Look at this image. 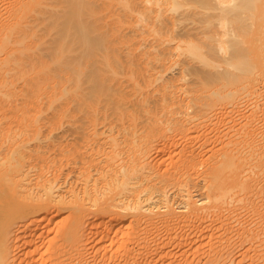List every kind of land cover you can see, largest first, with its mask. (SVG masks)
Returning a JSON list of instances; mask_svg holds the SVG:
<instances>
[{"label": "bare ground", "instance_id": "bare-ground-1", "mask_svg": "<svg viewBox=\"0 0 264 264\" xmlns=\"http://www.w3.org/2000/svg\"><path fill=\"white\" fill-rule=\"evenodd\" d=\"M197 117L204 128L214 117L222 127L238 122L245 133L234 139L215 135L223 145L203 163L204 177L197 172L196 151L181 152L171 168L185 175L177 178L185 177L181 182L188 188L184 205L178 209L168 201V209L158 212V202L146 197L152 179H174L180 170L162 173L153 164L152 144L172 133L188 136L198 124L202 128ZM111 118L119 119L124 130L128 120L137 123V135L114 133L110 150L94 149L105 135L98 124ZM205 180L208 196L198 202L188 185ZM237 191L251 197L247 206L244 194L238 202L246 200L247 212L256 213L259 223L248 239L238 233L254 243L244 253L254 249L250 264H264V0H0V264H99L97 259L160 264L175 248L212 241L224 232L228 222L224 228L220 221L221 226L213 222L212 230L192 235L197 227L191 219L202 221L209 209L220 220L221 210L232 211ZM179 211L187 215L185 223ZM94 213L109 217L111 225L130 217L133 226L146 223V230H164L158 225L170 222L181 227L182 221L187 231L176 235L177 227L166 225L165 231L174 227L175 235L165 237L166 232L161 238L150 228L161 236L155 241L150 233L141 237L144 229L135 226V236L124 232L127 243H121L123 238L119 243L124 252L136 236L138 243L150 238L140 245H145L140 257L112 253L110 246V253L93 254L85 228ZM105 220L101 225L109 231ZM215 245L208 244L205 264H231L230 252L237 249ZM189 250L183 251L186 257ZM188 260L181 263L193 264Z\"/></svg>", "mask_w": 264, "mask_h": 264}, {"label": "rangeland", "instance_id": "rangeland-1", "mask_svg": "<svg viewBox=\"0 0 264 264\" xmlns=\"http://www.w3.org/2000/svg\"><path fill=\"white\" fill-rule=\"evenodd\" d=\"M213 118V117H212ZM210 119V118H209ZM208 119V120H209ZM214 119V120H213ZM213 119H211L213 122L215 121V117L213 118ZM206 120V122L207 123H205V124H212L211 123V120ZM202 121V118H200V117H197V119L195 120V122L196 123H200ZM216 123H217V119H216V121H215ZM127 125H128V127H127V129L126 130H124L123 129V127H121V124H122V122L119 120V119H117V118H111V119H109L108 121H106L105 123H103V124H101V123H99L98 124V126H97V128H99L101 131H103V132H105V135L102 137V139H101V141H99V142H97V143H94V145H93V147H94V149H95V147L96 148H100L101 150H103V149H107V150H110L111 149V145H108V139H109V137H111V135L112 134H114V133H118V132H122V131H129L130 133H136V135H137V123H134L132 120H128L127 122ZM228 124L226 125V123L224 124V126L222 127V125H223V122L222 123H217L216 125L218 126L219 125V128L215 125V123H213L211 126L210 125H208L207 127L209 128H207V127H205L204 128V126H203V124H202V122L200 123V124H202L201 125V127L202 128H200L199 127V124H198V127H197V125L195 126V128L199 131V132H197L196 131V129L194 128L192 131L194 132L193 134H192V131H190L191 133H189V135L188 136H182L181 134H179V133H172V134H170L169 136H165V137H161V138H159V139H157V144H155V143H153L152 144V148H151V154L153 155L152 157H153V164H155L156 166H158V169H160V171L163 173V172H165L166 171V174H169V175H167V176H170V173H171V175H172V172L174 173L175 172V170L174 169H172V168H175V164H176V162H178L177 160L181 157V152L183 153V156L186 154V151H188L187 152V154L188 153H191V151H193V153H194V151H196V155L195 154H193V158H194V160H196V162H197V164L199 165H197V168H199V169H197V172H201L202 174H201V177H204V175L206 176V172H205V170H206V166L207 165H204V164H207L208 162L207 161H209V160H212V159H214L215 158V155L219 152V150H220V148H222L221 146L223 145V142H216V138H215V135H216V137H217V134L218 133H221V134H223L224 135V137L225 138H230V137H232L233 139L234 138H236L237 136H239L240 134H243V133H245V128H243L238 122L237 123H234V122H227ZM195 125V124H194ZM91 127L93 128L94 126H93V123H91ZM220 127H222V128H220ZM212 128V130L211 131H207V129L208 130H210ZM205 131H204V130ZM200 130L203 132V133H201L200 134ZM197 133H196V132ZM208 133H207V132ZM205 133H207V134H205ZM191 134V135H190ZM202 134H204V136L205 135H209V136H207V137H202V136H197V135H202ZM195 135V136H194ZM199 137V138H198ZM220 143V144H219ZM162 144H168V146H166V147H163L162 146ZM169 144H170V146H169ZM195 150H194V149ZM199 149V150H198ZM190 150V151H189ZM204 152L203 154H202V156H200V155H198V154H201V152L202 151ZM200 153H199V152ZM180 153V154H179ZM185 153V154H184ZM198 153V154H197ZM186 154V155H187ZM199 156V157H198ZM195 157H197V159L195 158ZM193 160V161H194ZM206 160V161H205ZM176 161V162H175ZM201 161V162H200ZM205 161V162H204ZM175 162V163H174ZM207 162V163H206ZM174 163V165H173V167H172V164ZM204 163V164H203ZM172 167V168H171ZM171 169V170H170ZM164 170V171H163ZM179 170H180V172H179ZM168 171L170 172V173H168ZM176 172H179L180 174L177 176V175H175L174 176V179H172L173 177L171 176V178L169 177H166V176H163V177H156V178H154V179H152L153 181L151 182L153 185V187H151L150 188V191H151V194H146V197H150L151 198V200H153L154 202H158V206L160 205H162V207H158V212L160 211V210H162V211H160V212H162L163 213V211H164V207H166V206H168V201H169V203H171V205H173L174 204V207H177L178 205H179V207H178V209H181V207L184 205V204H180V202H182V201H184V198H183V195L185 194V191L188 189V188H185V187H183V182H181V180L182 181H184L183 179L185 178H183V179H177V178H179V176L181 175V172H182V174H183V171L181 170V169H178V170H176ZM165 174V173H164ZM182 177L183 176H185V175H181ZM181 177V178H182ZM207 180H205L204 181V183L201 181L200 183H190V185H188L189 187H190V190L192 189V191L194 192V193H196V197H197V201L198 202H200L199 201V198L200 199H203L204 197H205V194H206V196H208L207 194H208V191H207V189L206 188H203V186L205 185V184H207ZM77 186H80L81 185V183L79 182V181H77L76 183H75ZM144 188H148V182H146V183H144V186H143ZM239 192H241V194H239ZM203 194V195H201L202 196V198L199 196L200 194ZM239 195H238V194ZM237 195H235L236 197H238V198H236L235 197V204H234V202L231 204V206H232V208H231V210L233 211H235V213H234V211L232 212V211H228V209H227V211H226V207L225 208H223V210H225L224 212H225V214L223 213V211L221 210L220 211V213L222 214L221 216H220V220H219V217L218 218H215V216H213L214 215V213H213V215H212V212H208V211H210L209 209H208V211H206V213H205V216H202L201 217V220L202 221H200V216L199 217H197V219L195 218V219H191V220H193V224L194 225H196V227L197 228H195V229H193V231L191 232V234L192 235H195V234H197V232L199 231L200 232V230L202 229V231L201 232H204V231H209V230H212V228H214L213 226H214V224L217 226L218 225V223H219V225H220V223H221V225L223 224L224 225V228H225V223H227L226 224V230L224 229V232H222L223 230H221L220 232H217L216 233V236H215V238L214 239H212V241H209V240H207V241H205V240H200V241H197L198 242V244L200 245V246H198L199 248H196L195 249V247H197V246H195V245H197L196 243L197 242H195V244H191L192 246H195L194 247V249L192 248V246L189 244V246H191L190 248L187 246V245H184L185 247H182V248H175V249H177V251L175 252L174 251V248H173V251L175 252V254H174V252L173 253H171V255L172 256H170V254L169 253H167V255L169 254V256H167L166 254H165V256L163 257V258H160L159 259V263L160 264H165L166 263V261H167V263H168V261H170L171 262V260L173 261L172 263L173 264H175V262L177 263V264H182L181 262H183V263H185L186 262V260L187 259H192V260H188V262H193V264L195 263V264H205L206 262L205 261H207V259H208V255L207 254H209V246H208V244H211L212 242H213V245L216 243V245L215 246H217L218 245V243L221 245V243H225V246L223 245L222 246V248L224 247H226L227 248V246H231V247H228L226 250H228V249H230L229 251H233V249L235 250V249H237L236 250V253L234 252V254L232 253V252H230V256H229V254L228 255H226V256H229V257H231V258H233L234 260L231 262V264H250L251 262V260H250V254H251V252L252 253H254L253 251H254V249L251 251H249V253L250 254H248L247 252V250L249 249V246L248 245H250V246H253V244H252V242H251V240L249 241V242H251V243H246L244 240H242V238L245 236V238H247V236H249L248 235V233L250 234L251 233V237H252V229L254 228H257V225H259V223L258 222H256L257 220H256V216H255V214L256 213H254V217H252L253 216V212H252V210H250L249 212H247L249 209V207H245V205H244V201H246V200H248V201H246L245 202V204H246V206H247V204L248 203H251V201H250V198L251 197H247V199H246V194H244V191H243V193H242V191H237ZM246 193V192H245ZM243 194H244V196H243ZM204 196V197H203ZM239 196H240V198L243 196V198H245L246 200H244L243 198H242V204L241 203H239L238 201H239ZM247 196H248V194H247ZM250 196V195H249ZM249 198V199H248ZM244 200V201H243ZM236 203L238 204V206L236 205ZM153 204H156V203H153ZM167 204V205H166ZM178 204V205H177ZM233 204H234V206H233ZM176 205V206H175ZM180 205H181V207H180ZM199 205V204H198ZM197 205V206H198ZM206 205H209V203H206ZM236 205V206H235ZM205 206V203L204 204H200L199 205V207L201 208V207H204ZM230 205H229V207H231ZM239 206H241V207H239ZM236 207H237V209H236ZM242 207H243V209H242ZM245 207V208H244ZM167 209H168V207H166ZM166 208H165V210H166ZM184 208V207H183ZM234 208V209H233ZM241 208V209H240ZM240 210H241V212H240ZM237 211V212H236ZM250 212H252V213H250ZM179 213H181V214H179ZM228 213V214H227ZM231 213V214H230ZM236 213H237V216H235L236 215ZM249 213V214H248ZM96 213H94V214H91L92 215V217L91 218H93V219H88V221L90 220V222H87V225H88V227L86 226V228H85V231L88 233L87 234V236H88V238H86L85 239V241H86V244H87V242H88V244H90L88 247H89V249L88 250H90V249H92V252H91V250L89 251V253H110L111 252V249H112V253L113 252H119V253H124L125 251H126V249H125V251L123 252V250H124V248H123V250H121V248H122V245L119 243L120 242V240L123 238V241L125 240V242H121L123 245L125 244V243H127V240L128 239H125L124 238V236L125 235H130L131 233H133L134 234V236H135V231L133 230V228L137 225H134L133 226V222L135 223V221H133L132 222V219L130 218V217H127L126 219H125V222H123L122 223V225H119L120 223H118V225L117 224H115V223H112V225H111V223L110 222H112V221H110V219H109V217L107 218V219H109L108 221H107V219L106 218H104V219H101V218H99L98 217V215H97V218H96V215H95ZM178 214L180 215V217H181V220H182V218H183V221H184V223L188 220L187 219V215L185 214V213H183L182 211H179L178 212ZM182 214L185 216L186 215V217H184V216H182ZM207 214V215H206ZM209 214V215H208ZM235 214V215H234ZM90 215V216H91ZM223 215H225L224 217H223ZM231 215V216H230ZM94 216H95V218H94ZM207 216V217H206ZM227 216H230V217H227ZM194 216H192V218H193ZM215 219H214V218ZM221 217H223V218H221ZM232 217H235V218H232ZM251 217H252V219H251ZM258 217H259V214H258ZM257 217V218H258ZM90 218V217H89ZM204 218H205V220H204ZM210 220H208V219ZM210 218H213L214 219V221H212L213 219H210ZM225 218V219H224ZM226 218L229 220H227V221H223V220H226ZM101 219V220H100ZM106 219V220H105ZM184 219H186V220H184ZM216 219H218L217 221H216ZM232 219V220H231ZM259 219V218H258ZM105 220V223L106 222H108L110 225H111V230H106L105 228H103L104 226H102L101 224H103V221ZM131 220V221H130ZM197 220H198V222L200 221V223H198L197 222ZM204 220V221H203ZM110 221V222H109ZM221 221V222H220ZM238 221V222H237ZM131 222H132V224H131ZM182 222V221H181ZM180 222V223H181ZM208 222H209V224H212L213 222H214V224H212V225H210L209 226V224H208ZM211 222V223H210ZM215 222H217V224L215 223ZM230 222V223H229ZM238 223V224H236V223ZM251 222H254L255 224H253V223H251ZM176 222H170L169 224L168 223H166L165 224V226L164 225H158V226H161L164 230H162V229H160V227L158 228V227H155V228H157V230L154 228V227H148L147 229L149 230V232H147L148 230H146V228H144L143 227V225H146V223H142V224H140V225H138V229H142L143 231L142 232H139L140 230H138L137 228H136V233H137V230H138V232L140 233H138L140 236H141V234H142V236H144V235H148L149 233V237L153 240V238H154V240L156 239V237H157V239L158 238H160L161 236V238H163V235H165L166 234V232L167 231H165L166 229H165V227L166 228H168L166 225H171V227H172V224H173V226L174 227H177V231L179 230V229H181V230H179L178 232L175 230V228L173 227V229L175 230V232L177 233L176 235H181V234H184V233H186V225H187V223H186V225H184L183 223H181V225H180V223L178 224L179 226H181V227H178V226H175L176 224H175ZM198 223V224H197ZM205 223H207L205 226H203V224H205ZM241 223V224H240ZM99 224V225H98ZM108 224V225H109ZM133 226H131V225ZM160 224V223H159ZM102 227H101V226ZM128 225V226H127ZM142 225V226H141ZM208 225V226H207ZM220 225V226H221ZM232 225V226H231ZM234 225H236V226H234ZM243 226L242 228L240 227V226ZM254 225H256V226H254ZM97 226V227H96ZM99 226V227H98ZM126 226H127V228H126ZM129 226H131V229H132V232H130V228H129ZM140 226V227H139ZM164 226V227H163ZM183 226V227H182ZM204 228H203V227ZM208 228H207V227ZM234 226V227H233ZM93 227V228H92ZM96 229H95V228ZM142 227V228H141ZM234 229H233V228ZM238 227V228H237ZM128 228L130 229V230H128ZM152 228H154V229H152V230H154V231H157V232H160V233H157L156 232V234L157 235H160L161 234V236H157L151 229ZM187 228H189V226H187ZM87 229V230H86ZM135 229V228H134ZM160 229V230H159ZM197 229V230H196ZM200 229V230H199ZM230 229H231V231H230ZM236 229V230H235ZM238 229V230H237ZM245 229H246V231H245ZM248 229V230H247ZM102 230H105V231H102ZM116 230H118V231H116ZM127 230V231H126ZM145 230H146V232H145ZM159 230V231H158ZM168 230V229H167ZM174 230H173V232H172V230H168V232H167V235H165V237L166 236H168V235H171V236H173L172 234H174ZM183 230H184V232H183ZM186 230V231H185ZM189 230V229H188ZM204 230V231H203ZM240 230V231H239ZM243 230V231H242ZM249 230H251L250 232H248ZM94 231V232H93ZM150 231H152V232H150ZM257 231V230H256ZM255 231V232H256ZM93 232V233H92ZM99 232H101V233H99ZM103 232V233H102ZM111 232V233H110ZM118 232H120V233H118ZM124 232H126V233H124ZM127 232H129L128 234H127ZM162 232V233H161ZM182 232V233H181ZM188 232H190V231H188ZM187 232V233H188ZM198 232V233H199ZM234 232V233H233ZM241 232V234L243 235V237H242V235H240V234H238V233H240ZM243 232H244V234H245V232H246V235H244L243 234ZM91 233V234H90ZM97 235H96V234ZM123 233L125 234L124 236H123ZM143 233H144V235H143ZM147 233V234H146ZM170 233H172V234H170ZM231 233V234H230ZM237 233V234H236ZM254 233V232H253ZM109 234V235H108ZM122 235L121 237L120 236H118V235ZM138 234H136V235H138ZM152 234V235H151ZM104 235V237H101V236H103ZM115 235V236H114ZM117 235V236H116ZM139 235H138V237H139ZM156 235V237H154ZM175 235V234H174ZM235 235V236H234ZM108 236V237H107ZM141 236V237H142ZM116 237H118L119 239H117ZM140 237V238H141ZM145 237V236H144ZM148 237V236H147ZM146 237V238H147ZM148 237V238H149ZM241 237V238H240ZM105 240H104V239ZM121 238V239H120ZM127 238V237H126ZM136 238H137V236H136ZM136 238H135V241L134 240H130V243H129V245L127 246V247H131V248H129L128 250L129 251H126V253H131V254H133L132 256H139L140 257V255H141V253H142V249H143V247H145V245L142 247V246H140L142 243H143V241L142 242H137V240H136ZM150 238L149 239H147V241L148 240H150ZM160 238V239H161ZM88 239V240H87ZM112 239H113V242H111L112 241ZM156 239V240H157ZM248 239V238H247ZM155 240V241H156ZM116 241V243L118 244H114V242ZM118 241V242H117ZM147 241H145L144 243H146V245H147ZM155 241H153V243L155 242ZM110 242V243H109ZM131 242H133L132 244H131ZM135 242V243H134ZM210 242V243H209ZM243 242V243H242ZM113 243V244H112ZM138 243V244H137ZM143 243V244H144ZM149 243H151L152 244V246H155V245H153V243H152V241H149L148 242V245H150ZM23 244V242H20V247H19V245H18V248H19V250H20V254H21V256L23 255V253L25 252L24 250H22V248H21V245ZM202 244V245H201ZM226 244H229V245H227L226 246ZM243 244V245H242ZM107 245V246H106ZM112 245V246H111ZM219 245V246H220ZM99 246H101V247H99ZM108 246H110L111 247V249H110V247H108ZM115 246H116V248L117 247H119V249L118 250H116V248H115ZM187 246V247H186ZM205 246V247H204ZM218 246V247H219ZM247 246H248V248H247ZM91 247V248H90ZM103 247V248H102ZM106 247V248H105ZM108 247V248H107ZM172 245H168V247L167 248H171V250H172ZM200 247H201V251L200 252H202V254L201 253H195L196 251L197 252H199V250H200ZM206 247H207V249H206ZM234 247V248H233ZM114 248V249H113ZM155 248V247H154ZM153 248V249H154ZM158 248H159V246H158ZM183 248H186L187 250L188 249H190L189 251H191V253H190V258L189 257H186V255L188 254H186V253H184L185 251H187V250H184ZM204 248L206 249V251L204 250ZM223 248V249H224ZM105 249H106V251H105ZM145 249V248H144ZM180 251H179V250ZM181 249H183V250H181ZM192 249V250H191ZM199 249V250H198ZM223 249H221L222 251H223V253H224V251H226V250H223ZM96 250V251H95ZM115 250V251H114ZM120 250L122 251V252H120ZM139 250L141 251V252H139ZM168 250V249H167ZM171 250H169V251H171ZM196 250V251H195ZM221 250H220V252H221ZM95 251V252H94ZM104 251V252H103ZM184 251V252H183ZM195 251V252H194ZM203 251H205V253L203 252ZM245 251H247L246 253H244ZM117 252V253H118ZM179 252V253H178ZM180 252H182L181 254H180ZM207 252V253H206ZM218 252H219V250H218ZM228 251H226L225 253H227ZM87 253H88V251H87ZM134 253H137V255H135ZM139 253H140V255H139ZM144 253V252H143ZM179 255H178V254ZM194 253V254H193ZM231 253H232V255H231ZM243 253V254H242ZM174 254V255H173ZM178 256H177V255ZM182 254H183V256H182ZM199 254V255H198ZM206 254V255H205ZM185 255V256H184ZM189 255V254H188ZM192 255H194V256H192ZM202 255V256H201ZM204 255V256H203ZM233 255H235V256H233ZM128 256H131V255H128ZM177 256V257H176ZM201 256V257H200ZM126 257H127V255H126ZM165 257H167V258H165ZM181 257V258H180ZM196 257H197V259H196ZM177 258V259H176ZM178 258H179V260H178ZM187 258V259H186ZM239 260V261H237V259ZM242 258H243V260H242ZM164 259H166V260H164ZM162 260H163V262H162ZM182 260V261H181ZM245 260V261H244ZM98 261H99V264H102V261L101 260H99V259H97V263H98ZM101 261V262H100ZM194 261H196V262H194ZM198 261V262H197ZM225 261H227V260H225ZM224 261V262H225ZM241 261V262H240ZM223 262V263H224ZM227 262H229L230 263V261L228 260ZM227 262H225V263H227ZM237 262V263H236ZM243 262V263H242ZM224 263V264H225ZM229 263H227V264H229Z\"/></svg>", "mask_w": 264, "mask_h": 264}]
</instances>
